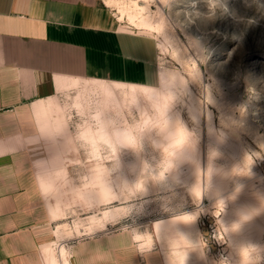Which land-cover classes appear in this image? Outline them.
<instances>
[{
	"label": "rangeland",
	"instance_id": "1",
	"mask_svg": "<svg viewBox=\"0 0 264 264\" xmlns=\"http://www.w3.org/2000/svg\"><path fill=\"white\" fill-rule=\"evenodd\" d=\"M105 1L124 25L157 37L161 82L135 95L83 89L79 105L60 109L63 138L52 147L63 155L43 157L39 172L63 180L57 226L68 234L50 247L70 252L76 239L130 231L167 264H241L245 250L264 264V230L243 246L231 232L243 223L234 201L264 208V0ZM135 4L151 8L150 27L132 24ZM172 118L188 134L175 151Z\"/></svg>",
	"mask_w": 264,
	"mask_h": 264
},
{
	"label": "crops",
	"instance_id": "2",
	"mask_svg": "<svg viewBox=\"0 0 264 264\" xmlns=\"http://www.w3.org/2000/svg\"><path fill=\"white\" fill-rule=\"evenodd\" d=\"M159 53L153 33L124 25L105 0H0V264H51L63 180L46 179L42 194L35 177L43 157L63 155L52 147L60 109L83 89L156 88ZM70 263L167 264L130 231L74 240Z\"/></svg>",
	"mask_w": 264,
	"mask_h": 264
},
{
	"label": "bare ground",
	"instance_id": "3",
	"mask_svg": "<svg viewBox=\"0 0 264 264\" xmlns=\"http://www.w3.org/2000/svg\"><path fill=\"white\" fill-rule=\"evenodd\" d=\"M135 7H136V9L134 10L135 12L133 11L134 13L131 14L130 17L133 20L135 18H139V21L136 22L134 20L132 22V24L136 26L139 23L141 25H138V26H149L150 27V25H151V23L149 21L150 19L147 18L148 16L147 17L144 16V12L150 11L151 8L148 5H147V7L146 6L140 7V6H138V4H135ZM120 19L121 20L124 19V16L120 17ZM117 86L124 87L126 85L117 84ZM129 87H130L129 91H131L132 95H135L137 88H140V87H136L133 85H131ZM143 89H145V88H143ZM150 89L153 90L155 88H149L148 90H150ZM177 120L178 119L172 118L170 120V124L168 126L169 129L171 130L170 131L171 134L168 135V137L172 139L169 142V145H171L174 148L173 151L179 150L180 147L185 146V145H183V143L180 139V135H179L178 139H176L177 138V136H176L177 130L180 128L179 126H177V124H178ZM243 201L242 200L234 201L235 208L232 211V215L234 214L235 216H237L239 221L241 220V223L242 222L243 223H242V225L238 224L236 226L238 228L241 225L240 228H238L235 232L231 231L235 234L239 230V233H241V235H240L241 241L238 240V243L240 242V244L242 246L244 245V241L247 238L250 241L260 238L261 232L264 230V208L261 207L260 204L257 201H254L253 199H247V200H243ZM261 203H263V202H261ZM63 233H64V235H67L68 230L63 229V226L59 227L58 230L56 231V234H57L56 236H62ZM233 238L236 239L235 236ZM238 239H240V238L238 237ZM235 242H237V241H235ZM47 253H48V257H49L51 264H70V260H69L70 259V252H68V250H66V249H62V251H60L59 254H57L56 251L54 250V248L50 247L47 250ZM61 259H64V262L60 263ZM241 264H243V262H241ZM248 264H254V263L251 260H248Z\"/></svg>",
	"mask_w": 264,
	"mask_h": 264
},
{
	"label": "clouds",
	"instance_id": "4",
	"mask_svg": "<svg viewBox=\"0 0 264 264\" xmlns=\"http://www.w3.org/2000/svg\"><path fill=\"white\" fill-rule=\"evenodd\" d=\"M174 2H175V0H171V3H172V4H173ZM213 3L215 4L216 7H221V8H223V5H219L218 0H213ZM216 7H215V8H216ZM161 87H163V83H161ZM169 97H170L171 99L169 100L168 105H169V104L172 102V100L174 99L173 94H172L171 92H166V93H163V94H162V99L168 100ZM181 132L185 133V138H186V136L188 135L185 129H183V128H179V129L177 130V134H176L177 138H176V139H178V137H179V135H180ZM175 141H176V140H175ZM42 166H43V162H38V163L36 164V168L38 169V171H37V174H36L35 180H36L37 187L41 188V192H42V194H43V187H42V185H44L45 183H47V180H46L45 176L41 175L40 172H39V169H40ZM249 251H250V250H245V251L242 253V255H243V257H244L243 264H248ZM245 252H248V258H247V259H246L245 256H244V253H245Z\"/></svg>",
	"mask_w": 264,
	"mask_h": 264
}]
</instances>
